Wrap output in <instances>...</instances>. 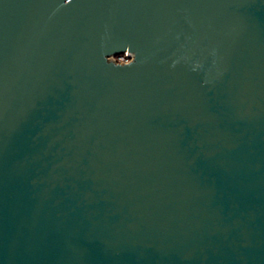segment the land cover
Segmentation results:
<instances>
[{
    "label": "water",
    "instance_id": "1",
    "mask_svg": "<svg viewBox=\"0 0 264 264\" xmlns=\"http://www.w3.org/2000/svg\"><path fill=\"white\" fill-rule=\"evenodd\" d=\"M0 264H264V0H0Z\"/></svg>",
    "mask_w": 264,
    "mask_h": 264
},
{
    "label": "built area",
    "instance_id": "2",
    "mask_svg": "<svg viewBox=\"0 0 264 264\" xmlns=\"http://www.w3.org/2000/svg\"><path fill=\"white\" fill-rule=\"evenodd\" d=\"M131 59L132 58L130 57V54H128L127 52L120 57L115 58V60L120 63L129 62Z\"/></svg>",
    "mask_w": 264,
    "mask_h": 264
}]
</instances>
